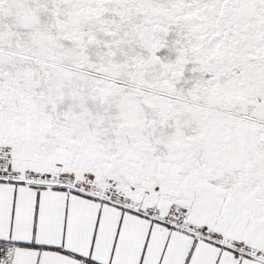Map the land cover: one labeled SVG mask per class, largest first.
I'll use <instances>...</instances> for the list:
<instances>
[{"label":"snow or ice","instance_id":"6c2138e0","mask_svg":"<svg viewBox=\"0 0 264 264\" xmlns=\"http://www.w3.org/2000/svg\"><path fill=\"white\" fill-rule=\"evenodd\" d=\"M0 264H264V0H0Z\"/></svg>","mask_w":264,"mask_h":264}]
</instances>
